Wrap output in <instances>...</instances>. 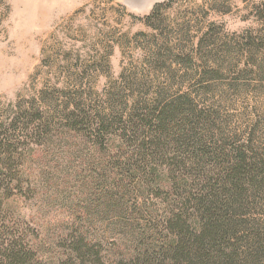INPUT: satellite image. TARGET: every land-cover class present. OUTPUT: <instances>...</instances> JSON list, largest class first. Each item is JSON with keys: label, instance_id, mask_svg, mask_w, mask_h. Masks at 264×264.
<instances>
[{"label": "rangeland", "instance_id": "374dc122", "mask_svg": "<svg viewBox=\"0 0 264 264\" xmlns=\"http://www.w3.org/2000/svg\"><path fill=\"white\" fill-rule=\"evenodd\" d=\"M240 152L264 264V0H0V248L135 260Z\"/></svg>", "mask_w": 264, "mask_h": 264}, {"label": "trees", "instance_id": "16d2710c", "mask_svg": "<svg viewBox=\"0 0 264 264\" xmlns=\"http://www.w3.org/2000/svg\"><path fill=\"white\" fill-rule=\"evenodd\" d=\"M238 156L227 176L216 180L217 186L209 184L208 190L203 189L193 199L183 197V210L173 207L171 218L166 222L168 235L164 241H154L148 247L150 250L140 253L135 260L125 257L117 264H256L257 258L253 253L262 251L261 248L256 247L255 250L253 243L247 245L246 241L245 245L238 244L234 238L246 228V224L239 220L243 214L239 207L250 198L245 185L252 184L261 176L257 171L251 173L247 170L246 154L240 152ZM240 162L244 165L239 166ZM151 169L149 172L154 171ZM148 175L142 177L146 179ZM260 183L259 188L263 187ZM170 185L180 195L184 191V176L176 177ZM222 190L227 194L225 201L217 197ZM107 195L109 199L119 196ZM85 237L81 235L70 244V255L65 264L105 263L107 258L103 257L101 250L97 251ZM1 247V264H35L33 252L18 241Z\"/></svg>", "mask_w": 264, "mask_h": 264}]
</instances>
